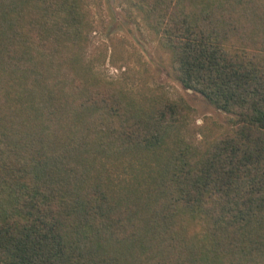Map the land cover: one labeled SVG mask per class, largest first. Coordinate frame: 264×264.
I'll return each instance as SVG.
<instances>
[{"label":"trees","instance_id":"obj_1","mask_svg":"<svg viewBox=\"0 0 264 264\" xmlns=\"http://www.w3.org/2000/svg\"><path fill=\"white\" fill-rule=\"evenodd\" d=\"M226 114L81 66L79 0H0V264H264V0H119Z\"/></svg>","mask_w":264,"mask_h":264},{"label":"rangeland","instance_id":"obj_2","mask_svg":"<svg viewBox=\"0 0 264 264\" xmlns=\"http://www.w3.org/2000/svg\"><path fill=\"white\" fill-rule=\"evenodd\" d=\"M79 1L86 18L80 66L88 76L135 96L183 101L191 110L181 134L195 146L227 127L226 114L175 79L168 52L135 10L119 0Z\"/></svg>","mask_w":264,"mask_h":264}]
</instances>
